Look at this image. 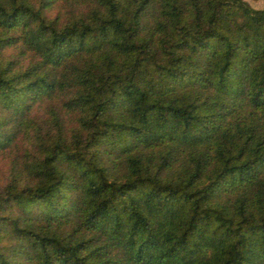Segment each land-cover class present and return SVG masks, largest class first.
Segmentation results:
<instances>
[{"label": "trees", "instance_id": "16d2710c", "mask_svg": "<svg viewBox=\"0 0 264 264\" xmlns=\"http://www.w3.org/2000/svg\"><path fill=\"white\" fill-rule=\"evenodd\" d=\"M0 157V264H264V6L0 0Z\"/></svg>", "mask_w": 264, "mask_h": 264}, {"label": "rangeland", "instance_id": "374dc122", "mask_svg": "<svg viewBox=\"0 0 264 264\" xmlns=\"http://www.w3.org/2000/svg\"><path fill=\"white\" fill-rule=\"evenodd\" d=\"M246 2L251 6V7H255V8H260L264 6V0H246ZM2 158V157H0ZM5 160L2 158L0 159V181L3 179L4 177V173H6V165H5Z\"/></svg>", "mask_w": 264, "mask_h": 264}]
</instances>
